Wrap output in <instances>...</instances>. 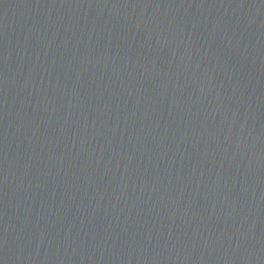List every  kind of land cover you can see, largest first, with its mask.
Instances as JSON below:
<instances>
[{
	"label": "water",
	"instance_id": "obj_1",
	"mask_svg": "<svg viewBox=\"0 0 264 264\" xmlns=\"http://www.w3.org/2000/svg\"><path fill=\"white\" fill-rule=\"evenodd\" d=\"M0 264H264V219L132 124L0 58Z\"/></svg>",
	"mask_w": 264,
	"mask_h": 264
}]
</instances>
